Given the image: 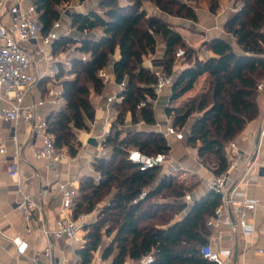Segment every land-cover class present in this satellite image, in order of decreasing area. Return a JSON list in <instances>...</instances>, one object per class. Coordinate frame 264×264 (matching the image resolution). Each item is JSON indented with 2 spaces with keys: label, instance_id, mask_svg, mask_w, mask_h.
Here are the masks:
<instances>
[{
  "label": "trees",
  "instance_id": "16d2710c",
  "mask_svg": "<svg viewBox=\"0 0 264 264\" xmlns=\"http://www.w3.org/2000/svg\"><path fill=\"white\" fill-rule=\"evenodd\" d=\"M69 1L31 0L42 34L60 19V8ZM144 1L101 0L99 11L68 14V27L74 34H60L51 43L53 53L72 45L73 53L69 64H58L63 104L45 116L48 132L57 148L65 147L71 156L76 155L81 144L76 131L89 130L94 118L90 90L102 91L99 71L108 68L116 47L119 58L112 62L111 70L114 81L124 80L125 86L118 94L120 101L114 103V122L122 124L129 113L132 123L153 125L156 95L152 85L156 75L145 60L155 52L159 38L165 45L161 70L173 76L165 114L174 129L185 133L188 145L196 147L201 162L217 175L228 166L227 144L258 115L257 85L264 80V0H233L234 9L223 28L233 37L237 50L227 40L213 37L201 44L212 53L205 59L198 58L197 49L186 44L175 26L159 16L148 15ZM147 1L171 17L198 20L193 6L197 0ZM178 59L187 65L173 75ZM197 82L195 93L175 105ZM141 100L145 104L137 108ZM114 127L112 124L103 141L111 148L110 156L92 161L98 179L82 177L73 198L71 213L76 217L82 212L91 213L100 200L110 196L83 227V243L76 250L78 264H90L102 234L113 231L111 241L102 250V258H110L109 264L138 261L146 254L153 257L148 264H213L201 256L199 247L206 241V221L219 203V194L209 191L187 207L179 199L188 188L176 182L173 175L159 176L160 166L141 169L128 159L131 149L148 155L167 153L169 145L164 134L155 130L113 131ZM142 191L145 196L133 202ZM186 207L183 217L173 221Z\"/></svg>",
  "mask_w": 264,
  "mask_h": 264
},
{
  "label": "crops",
  "instance_id": "0c3cea01",
  "mask_svg": "<svg viewBox=\"0 0 264 264\" xmlns=\"http://www.w3.org/2000/svg\"><path fill=\"white\" fill-rule=\"evenodd\" d=\"M100 1L75 0L71 12H87L89 9L99 11ZM204 1L205 3H202V0H197L193 3L198 15L197 21L170 17L147 0L143 4L148 15L159 16L175 26L182 34L186 44L197 49L198 58L205 59L212 53L203 48L201 45L203 41L220 37L231 44L232 41L234 42L233 37L223 28L227 15L234 9V6L233 0ZM60 21L58 35L74 34V30L68 27L69 15H65L64 19L60 18ZM40 47L42 52L35 56L33 66L36 83L24 95L23 104L44 98L49 89H60L59 81L62 77L57 76L58 64H69L70 56L66 57L65 50L60 51L57 55L52 52L51 44L40 43ZM164 47L163 40L157 39L155 52L149 56L154 55L161 58ZM148 57L145 64L150 68ZM63 58H67L68 61H62ZM118 58L119 48L116 47L111 62L105 69L109 79L106 82L103 81L102 91L97 93L90 90L89 100L94 108V118L89 122V130L76 131L81 144L75 156H71L67 152L62 159L54 163H49L45 159H37L34 153L40 145V140L32 135L30 125L20 123L13 127L11 123L0 120V142L5 148L4 152L0 151V264H78L79 255L76 250L83 243L85 230L81 229L78 232L82 238L81 242L73 243L63 237H46L42 232V227L52 229L60 214L61 193L57 188V182L72 181L77 187L76 194H78L79 181L82 177L98 176L92 161L95 157L108 158L110 156L111 148L104 145L103 141L110 132L112 124L115 126L113 131L121 129L122 132L129 130L162 132L169 145V150L167 152L168 159L159 167V176L171 174L175 177L176 182L188 188L187 193L191 195V200H185L184 196L179 199L181 202H185L187 207L195 200L208 194L209 191L205 188L204 181L215 175L213 170L201 162L197 156L196 147L188 145L185 133H183L182 139L165 134L166 126L171 124L170 118L165 114V107L169 106L171 85L165 86L153 102L155 116L153 125H147L142 121L132 123L129 113L125 114L122 124L114 122L117 115L114 103L119 102L120 98H117L119 90L113 78L111 65ZM186 65V63L175 62L173 75H177ZM197 87H199V82L195 84L191 93L186 94L189 91L186 92L175 105L193 95ZM108 97H113V99L108 101ZM257 104L258 115L247 122L244 128L230 141L236 144V152L231 150L230 142L225 147L227 168L231 166L228 171V191L234 197L235 193L239 192L258 201L254 210L247 217L248 222L253 225V231L250 234L242 233L236 222L237 216L232 212L231 225L224 223L217 228L207 226L205 235V243L209 242L214 250H230V258L225 264H264V92L259 91ZM0 105H4V102L0 101ZM61 105H45L43 107L44 115L46 116L49 111L55 110ZM11 129L16 135L19 146L18 171L22 180L21 189L15 186L14 179L7 172L14 149ZM90 138L95 141V144L88 142ZM21 192L30 195L40 207V210L33 211V216L29 220L24 219L15 205V202L21 197ZM109 198L110 196H106L101 207L109 202ZM187 207L177 213L173 221L180 220L186 213ZM95 213L91 212L90 219ZM113 234L114 231L110 234H102L100 244L92 252L90 264H109L110 258L103 259L102 250L111 241ZM47 247L50 248L49 256L45 253ZM132 262L135 261L128 259L124 264Z\"/></svg>",
  "mask_w": 264,
  "mask_h": 264
},
{
  "label": "built area",
  "instance_id": "2783aa9c",
  "mask_svg": "<svg viewBox=\"0 0 264 264\" xmlns=\"http://www.w3.org/2000/svg\"><path fill=\"white\" fill-rule=\"evenodd\" d=\"M60 14L68 15V12L64 10ZM60 25V19L55 20L48 32L42 34L41 22L31 0L27 4H23V0H0V101L4 102V105H0V120L11 123L13 127L20 123L29 124L32 135L40 140V145L34 153L35 157L45 159L49 163L59 161L67 153L65 147L57 148L54 145L52 136L47 129V121L43 111L45 105L59 106L62 104L61 89H49L44 98L29 104H23V98L36 83L33 66L35 56L42 52L40 43L50 45L59 36ZM70 49L72 50V48ZM180 53L179 51L178 54ZM148 60L151 64V70L156 75V82L152 86L157 96L165 86L172 84L173 76L161 70L162 58L151 55ZM99 76L104 82L109 79L105 69L99 71ZM124 86V80L117 83L119 92L123 90ZM257 89L264 92V80L258 83ZM112 99L113 97L107 98L108 101ZM144 104L145 101L141 100L137 104V108L144 106ZM11 132L14 149L7 172L14 179L15 186L21 189L22 180L18 171L19 146L13 129ZM165 134L174 135L177 139L184 137L182 130H176L170 124L166 126ZM229 146L232 151L236 152L237 147L234 142H230ZM0 151H5L2 142H0ZM128 159L144 169L163 165L168 159V155L164 152L148 155L138 149H131L128 152ZM229 167L204 181L205 188L219 194L220 197L219 203L214 208L212 216L207 219L206 225L210 228H217L224 223L231 225L233 212L237 216L236 222L241 232L250 234L253 231V225L248 222L247 217L254 210L258 201L239 192L235 193V197L230 194L228 191ZM57 188L61 193L60 214L54 222V227L52 229L42 227V232L46 237H63L73 243H80L82 238L78 232L88 223L91 213L82 212L76 217L72 216V203L77 189L72 181L57 182ZM145 194L146 192L142 191L133 202L143 198ZM184 198L189 201L191 195L186 193ZM15 205L26 220L33 216L34 210H40L36 201L24 192H21V197L15 202ZM49 251L50 248L47 247L45 253L48 256ZM199 252L203 258L213 264H225L231 255L229 249L214 250L209 242L201 244ZM152 260V255L146 254L138 261L130 264H148Z\"/></svg>",
  "mask_w": 264,
  "mask_h": 264
},
{
  "label": "rangeland",
  "instance_id": "374dc122",
  "mask_svg": "<svg viewBox=\"0 0 264 264\" xmlns=\"http://www.w3.org/2000/svg\"><path fill=\"white\" fill-rule=\"evenodd\" d=\"M28 1L29 0H23V4H27L28 3ZM146 1V0H145ZM73 3H75V0H70L68 3H66L64 6H62L61 8H60V10H61V12L62 11H66V12H68V13H70L71 12V10L74 8L73 6H72V4ZM143 6H144V4H143ZM194 6V5H193ZM236 7V6H235ZM146 13H148L147 11H146ZM171 17V16H170ZM60 18L61 19H64L65 18V15H61L60 14ZM159 39V38H158ZM232 45L234 46V48L237 50V46H235V44H234V42L232 41ZM70 47L71 46H69L68 47V49L67 50H65V53H66V57L68 58L69 56H71L70 54H72V50L70 49ZM58 53H60V51L59 52H57V55H58ZM197 54V56H199L198 55V53H196ZM55 57V56H54ZM67 58H63L62 59V61L64 60H66V61H68L67 60ZM179 63L180 62H182V60L181 59H178L177 60ZM198 88V87H197ZM192 91L190 90L188 93H186V94H189V93H191ZM173 104H174V102H173ZM197 114H194V115H192V117H191V119L193 118V117H195ZM105 201V198H103L102 200H100V202H98L96 205H95V207L93 208V210H92V212H98L99 211V209L101 208V204L103 203Z\"/></svg>",
  "mask_w": 264,
  "mask_h": 264
},
{
  "label": "water",
  "instance_id": "95a60500",
  "mask_svg": "<svg viewBox=\"0 0 264 264\" xmlns=\"http://www.w3.org/2000/svg\"><path fill=\"white\" fill-rule=\"evenodd\" d=\"M88 142H93L95 144V141L92 138H90Z\"/></svg>",
  "mask_w": 264,
  "mask_h": 264
}]
</instances>
